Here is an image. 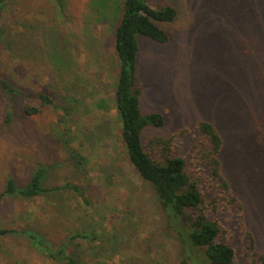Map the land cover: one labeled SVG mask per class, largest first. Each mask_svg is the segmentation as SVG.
Returning <instances> with one entry per match:
<instances>
[{"label":"rangeland","instance_id":"rangeland-1","mask_svg":"<svg viewBox=\"0 0 264 264\" xmlns=\"http://www.w3.org/2000/svg\"><path fill=\"white\" fill-rule=\"evenodd\" d=\"M151 1L175 6L178 17L161 23L169 42L140 38L142 110L165 118L163 126H148L143 139L194 129L201 120L218 128L223 169L244 206L228 219L247 264L241 213L264 254V0ZM123 4L5 0L0 9V77L54 100L42 107L30 97L13 101L0 87V193L9 175L24 184L39 164L49 168L48 185L60 187L35 199L0 200V227L18 230L0 235V264H67L54 262L45 245L82 244L84 264H180L186 256L122 140L115 29ZM27 103L41 112L28 115ZM197 136L193 131L179 147L189 165Z\"/></svg>","mask_w":264,"mask_h":264},{"label":"trees","instance_id":"trees-1","mask_svg":"<svg viewBox=\"0 0 264 264\" xmlns=\"http://www.w3.org/2000/svg\"><path fill=\"white\" fill-rule=\"evenodd\" d=\"M5 0H0V9ZM63 6V0H57ZM178 9L173 5L155 7L151 0H124L122 17L115 29V51L120 63L117 78L116 105L121 121V136L127 155L140 176L154 189L164 215L186 250L180 264H243L234 246L235 232L228 215L244 209L240 198L234 193L227 178L221 154L225 145L218 128L208 120L196 123L194 129L184 128L168 137H152L146 143L144 130L150 126H163L161 112L144 114L141 105L142 89L138 84V55L140 38L146 36L159 43L171 40V34L161 23L174 22ZM0 87L15 101L20 96L34 98L41 107L54 104L45 92H27L18 89L11 81L0 77ZM31 103L25 106L28 115L42 110ZM13 112L10 109L6 123L10 124ZM193 131L199 136L191 146V165L184 154L179 153L183 140ZM82 161L83 156L77 153ZM74 153L70 159H74ZM49 168L37 165L30 179L22 184L9 175L0 200L4 197L35 199L56 192L60 187L47 183ZM71 189V183L66 184ZM81 191L77 186H73ZM243 234V257L247 264H264V254L256 247V239L247 228L244 214L239 216ZM15 228L0 227V235L17 233ZM37 246L38 236L28 232ZM78 237L89 239V233ZM76 236V237H77ZM41 243L46 244L42 239ZM45 249L57 263L84 264L82 244L75 247L62 246Z\"/></svg>","mask_w":264,"mask_h":264}]
</instances>
